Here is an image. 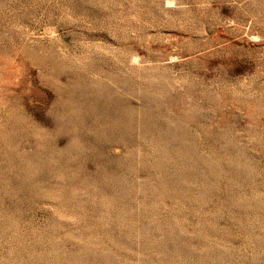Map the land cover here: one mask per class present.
Returning <instances> with one entry per match:
<instances>
[{"label":"rangeland","instance_id":"374dc122","mask_svg":"<svg viewBox=\"0 0 264 264\" xmlns=\"http://www.w3.org/2000/svg\"><path fill=\"white\" fill-rule=\"evenodd\" d=\"M0 264H264V0H0Z\"/></svg>","mask_w":264,"mask_h":264}]
</instances>
